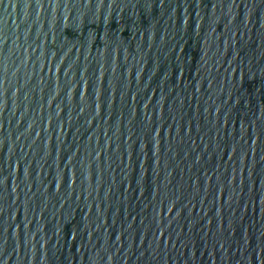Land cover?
I'll list each match as a JSON object with an SVG mask.
<instances>
[{
  "label": "water",
  "instance_id": "1",
  "mask_svg": "<svg viewBox=\"0 0 264 264\" xmlns=\"http://www.w3.org/2000/svg\"><path fill=\"white\" fill-rule=\"evenodd\" d=\"M0 264H264V0H0Z\"/></svg>",
  "mask_w": 264,
  "mask_h": 264
}]
</instances>
